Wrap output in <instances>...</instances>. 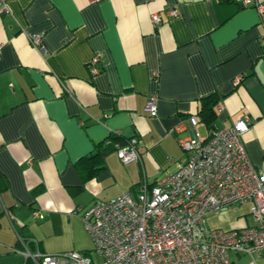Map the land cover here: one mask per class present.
Listing matches in <instances>:
<instances>
[{
  "label": "crops",
  "instance_id": "crops-1",
  "mask_svg": "<svg viewBox=\"0 0 264 264\" xmlns=\"http://www.w3.org/2000/svg\"><path fill=\"white\" fill-rule=\"evenodd\" d=\"M3 1L0 264H32L19 237L31 253L86 254L82 211L174 173L185 156L178 140L194 135L187 120L210 95L219 99L215 121L199 120L196 132L205 138L248 118L245 150L264 171V23L254 7L242 0ZM153 14L161 18L156 27ZM30 34L43 35L45 54L30 46ZM96 54L100 72L92 76L87 64ZM151 95L155 117L145 111ZM111 133L137 138L141 163L122 164L114 151L94 158ZM229 259L264 264V253Z\"/></svg>",
  "mask_w": 264,
  "mask_h": 264
},
{
  "label": "built area",
  "instance_id": "built-area-1",
  "mask_svg": "<svg viewBox=\"0 0 264 264\" xmlns=\"http://www.w3.org/2000/svg\"><path fill=\"white\" fill-rule=\"evenodd\" d=\"M242 6L254 7L264 23V1L242 0ZM6 11V4L0 0V12ZM168 15L175 17L176 10H169ZM150 22L156 27L161 18L153 14ZM28 42L45 54L42 34L28 35ZM100 62L98 54L89 60L87 68L92 76L100 72ZM241 80L235 78L234 85ZM157 103L156 95L147 99L145 111L150 117L157 115ZM187 122L194 135L178 140L185 156L177 162L174 173L153 185L143 182L135 191L97 200L82 211L81 221L97 254L96 261L75 251L31 253L19 237L24 258L32 264H230V253L261 257L264 171L253 166L242 140L251 121L240 118L205 138L196 132L200 124L196 116H190ZM140 149L135 137L114 144V152L122 164L141 163ZM244 205H250L251 224L246 227L225 231L206 226L208 216L238 210ZM33 218L41 215L33 212Z\"/></svg>",
  "mask_w": 264,
  "mask_h": 264
},
{
  "label": "trees",
  "instance_id": "trees-1",
  "mask_svg": "<svg viewBox=\"0 0 264 264\" xmlns=\"http://www.w3.org/2000/svg\"><path fill=\"white\" fill-rule=\"evenodd\" d=\"M219 102V99L215 95H210L201 100L200 108L197 114V118L203 123H205L208 127H212L215 121V108ZM125 139L121 135H116L115 133H111L106 137L100 144L97 145V154L94 155V158L102 159L104 153L108 151H114V144L120 143L123 144ZM107 142V144H106ZM98 170L93 171L95 174ZM91 176V174H90Z\"/></svg>",
  "mask_w": 264,
  "mask_h": 264
},
{
  "label": "rangeland",
  "instance_id": "rangeland-1",
  "mask_svg": "<svg viewBox=\"0 0 264 264\" xmlns=\"http://www.w3.org/2000/svg\"><path fill=\"white\" fill-rule=\"evenodd\" d=\"M250 205H244L238 210H231V211H223L218 215H210L206 218V226L209 228H220V229H227V228H237L241 227L245 224V222H251L249 216L244 217L247 211H249ZM88 252L85 256L90 258L92 261H96L98 259L97 254L93 251L92 243L90 244Z\"/></svg>",
  "mask_w": 264,
  "mask_h": 264
}]
</instances>
